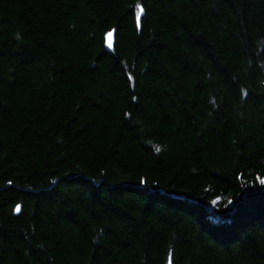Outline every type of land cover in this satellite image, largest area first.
Segmentation results:
<instances>
[{"label": "trees", "instance_id": "trees-1", "mask_svg": "<svg viewBox=\"0 0 264 264\" xmlns=\"http://www.w3.org/2000/svg\"><path fill=\"white\" fill-rule=\"evenodd\" d=\"M261 180L264 0H0V264H264Z\"/></svg>", "mask_w": 264, "mask_h": 264}, {"label": "snow or ice", "instance_id": "snow-or-ice-1", "mask_svg": "<svg viewBox=\"0 0 264 264\" xmlns=\"http://www.w3.org/2000/svg\"><path fill=\"white\" fill-rule=\"evenodd\" d=\"M143 12H144V9H143V7L141 6L140 8H139V11H138V19H139V17H140V15H142L143 14ZM111 35V34H110ZM109 46H111V45H109ZM261 183H264V180H261ZM170 264H171V261H170Z\"/></svg>", "mask_w": 264, "mask_h": 264}, {"label": "water", "instance_id": "water-1", "mask_svg": "<svg viewBox=\"0 0 264 264\" xmlns=\"http://www.w3.org/2000/svg\"><path fill=\"white\" fill-rule=\"evenodd\" d=\"M109 45H111L112 46V42H111V40L109 39L108 41H107V43H106V47L108 48V49H110L111 48V46H109Z\"/></svg>", "mask_w": 264, "mask_h": 264}, {"label": "bare ground", "instance_id": "bare-ground-1", "mask_svg": "<svg viewBox=\"0 0 264 264\" xmlns=\"http://www.w3.org/2000/svg\"><path fill=\"white\" fill-rule=\"evenodd\" d=\"M225 1V0H224Z\"/></svg>", "mask_w": 264, "mask_h": 264}]
</instances>
